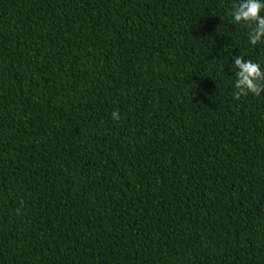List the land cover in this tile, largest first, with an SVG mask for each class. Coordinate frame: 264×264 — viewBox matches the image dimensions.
<instances>
[{"label": "trees", "instance_id": "trees-1", "mask_svg": "<svg viewBox=\"0 0 264 264\" xmlns=\"http://www.w3.org/2000/svg\"><path fill=\"white\" fill-rule=\"evenodd\" d=\"M235 3L0 0V264H264Z\"/></svg>", "mask_w": 264, "mask_h": 264}, {"label": "clouds", "instance_id": "clouds-1", "mask_svg": "<svg viewBox=\"0 0 264 264\" xmlns=\"http://www.w3.org/2000/svg\"><path fill=\"white\" fill-rule=\"evenodd\" d=\"M231 19L236 24L243 23L248 26L251 31L248 32V42L257 45L258 42L264 41V0H237L232 7L230 13ZM235 72L234 89L235 98L241 95L254 94L259 95L264 90V70L258 63L251 60H244L241 56H235ZM117 113L113 112V118L117 117Z\"/></svg>", "mask_w": 264, "mask_h": 264}]
</instances>
